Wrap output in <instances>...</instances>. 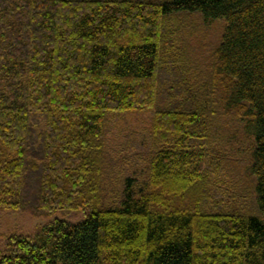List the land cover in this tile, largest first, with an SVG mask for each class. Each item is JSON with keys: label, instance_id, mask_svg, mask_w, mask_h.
Listing matches in <instances>:
<instances>
[{"label": "trees", "instance_id": "16d2710c", "mask_svg": "<svg viewBox=\"0 0 264 264\" xmlns=\"http://www.w3.org/2000/svg\"><path fill=\"white\" fill-rule=\"evenodd\" d=\"M183 13L225 21L212 66ZM0 211L62 217L0 264H264V0H0Z\"/></svg>", "mask_w": 264, "mask_h": 264}, {"label": "rangeland", "instance_id": "374dc122", "mask_svg": "<svg viewBox=\"0 0 264 264\" xmlns=\"http://www.w3.org/2000/svg\"><path fill=\"white\" fill-rule=\"evenodd\" d=\"M178 19V25L175 26L177 28L176 33H182V36L179 38L178 36L175 37L176 44H179L178 46H182L183 48H186L187 51L191 52L192 60L193 62H197V65L202 68V66L205 65H211L212 66V57L213 54L220 44L222 37L224 35L226 23L224 20H216V21H206L200 14L198 13H183L181 16L177 17ZM146 127H143L141 130H138L140 133L138 137H136L131 144L129 150H134L133 145H137V147H140L141 149L146 148L147 146H150V138L148 137L147 133H145L144 129ZM126 130V131H125ZM124 132H129L127 129L123 128ZM142 132V133H141ZM146 136V137H145ZM243 136V135H242ZM128 137H124L122 139H126ZM128 141L121 140V142H118L117 146L114 147L112 154L113 158H116L118 160L115 161L117 174L116 176H122L129 168L126 164L124 165L123 162H121V158L123 154H129L127 151L128 147L125 148V143ZM112 151V152H113ZM119 158V159H118ZM240 165V164H239ZM237 166H230L227 163H222L223 169H231L232 167L236 170H242V168ZM125 166V167H124ZM123 168V169H122ZM219 175H213L212 181L216 182L219 186V180L223 183L225 181V175L222 174ZM238 178V177H237ZM223 180V181H222ZM225 185V184H224ZM230 187V193L232 194L236 189L232 186V183L229 184ZM244 198V197H243ZM236 200V197L233 198ZM239 201V199H238ZM227 202V200H226ZM240 202V203H239ZM236 202L230 203V205H235L238 203L242 207H247V209H254V202L253 201H245V202ZM228 203V202H227ZM226 203V204H227ZM237 205V204H236ZM238 206V205H237ZM66 219L72 220L74 222L80 221L83 219V215H62ZM62 218L60 214L52 215L51 217L47 216H38L35 214H32L28 211H0V252L4 251L5 249V241L6 238L11 235L12 233L16 232L18 234L22 235H32L34 234L35 230L48 223L49 221L55 219V218Z\"/></svg>", "mask_w": 264, "mask_h": 264}]
</instances>
